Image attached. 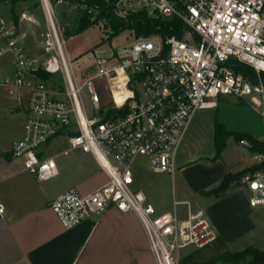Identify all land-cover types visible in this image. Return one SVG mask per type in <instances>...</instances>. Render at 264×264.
Masks as SVG:
<instances>
[{
	"label": "built area",
	"instance_id": "built-area-1",
	"mask_svg": "<svg viewBox=\"0 0 264 264\" xmlns=\"http://www.w3.org/2000/svg\"><path fill=\"white\" fill-rule=\"evenodd\" d=\"M42 1L51 32L39 56L27 53L18 26L0 16V40L5 43L0 69L3 58H13V74L0 76V87L28 98L24 133L12 144L13 158L39 181L52 180L59 174L56 159L44 154L64 136L62 155L91 154L107 173L108 182L93 193L73 188L52 201L50 207L65 229L115 207L139 217L157 264H181L185 252L212 246L219 236L206 212L191 210L187 202V218L181 219L180 203L175 202L174 212L157 213L146 194L135 189V166L144 162L153 173L174 176L191 120L198 111L217 107L220 96L250 103L264 118V0H119L121 17L146 12L154 18H178L189 31L183 39L134 38L115 51L114 65L100 64L80 85L71 74L51 4ZM230 63L252 68L257 81L237 74ZM40 72L61 73L65 89H52ZM98 80L110 90V103L99 95ZM84 91L93 107L90 116ZM254 158L257 164L264 162L262 154ZM241 185L249 192L250 206L264 208V169L246 175Z\"/></svg>",
	"mask_w": 264,
	"mask_h": 264
},
{
	"label": "crops",
	"instance_id": "crops-1",
	"mask_svg": "<svg viewBox=\"0 0 264 264\" xmlns=\"http://www.w3.org/2000/svg\"><path fill=\"white\" fill-rule=\"evenodd\" d=\"M12 74V63L0 69V76ZM27 106L28 98L24 108L26 117ZM257 110L252 111V121L231 115L220 104L198 111L177 154V183L174 176L153 173L144 162H139L135 166V189L146 194L157 213L174 212L175 202L180 203L178 207H186L183 215L178 210L181 219L187 218V202L193 211L204 210L229 248L240 241H246L249 246L264 242L263 232L257 234L264 208L250 206L245 188L233 189L220 199L203 194L216 189L228 173L236 174L257 164L256 154H252L253 164L245 166L228 159L232 137L222 158L212 161L216 152V120L230 132L247 133L264 141ZM24 125L25 122L18 137L7 142L0 139V204L4 207L0 212V264H157L145 228L134 212L111 207L103 215L73 229L63 227L50 207L52 201L73 188L84 195L91 194L108 182V175L93 155L81 151L79 155L73 153L72 157L56 160L58 176L39 181L11 153L13 142L23 136ZM62 139L65 144L62 152L67 147L64 136L55 139L49 148ZM192 252H185V257Z\"/></svg>",
	"mask_w": 264,
	"mask_h": 264
},
{
	"label": "rangeland",
	"instance_id": "rangeland-1",
	"mask_svg": "<svg viewBox=\"0 0 264 264\" xmlns=\"http://www.w3.org/2000/svg\"><path fill=\"white\" fill-rule=\"evenodd\" d=\"M53 10V17L56 25L58 35L63 43V51L68 62L71 74L77 85H80L84 80L94 74L100 64L114 65L116 61L113 58L115 51L122 45L131 43L135 36L132 32L126 31L123 34L108 40L109 33L104 30L103 26H96L83 32L82 34L72 38L66 39L65 31L71 29L73 21L77 19L79 13L74 7H70L67 4L58 2L56 5H51ZM25 14L26 18H22ZM0 16L7 22H13L18 26L20 35L19 39L25 47L28 54L39 56L44 52V42L47 34L51 32L48 23L46 12L43 8L42 0H0ZM15 16L19 17V23L14 22ZM23 20V21H22ZM5 47V43L0 40V48ZM13 60L11 55H7L2 59V67L11 63ZM48 85L52 89H65V81L61 73L54 74L52 78L47 80ZM98 93L105 102H111V93L107 88L106 83L102 80L96 81ZM86 112L90 116L92 114V104L89 97H87V91L82 95ZM123 96L117 93V99L122 101ZM218 104L220 108L228 109L231 115L243 116L248 120H254V114L252 111L256 109L252 104L237 100L233 96H220L218 98ZM27 105L26 94L22 97L18 95H11L9 91L0 87V139L1 141H9L15 136L18 137L20 128L26 120L25 107ZM18 108H20L18 115ZM257 110V109H256ZM260 123L264 129V118L257 110ZM58 140L55 147L52 146L44 154V157H54L57 161L64 160L67 157H72L73 153L80 154L81 151L72 152L69 156L61 154V149L65 147V144ZM231 146L228 150V159L235 164H242L241 166L253 164L252 153L249 148L241 145L234 138L231 142ZM238 168V167H235ZM173 177L171 175H168ZM175 183L179 180L178 167L175 172ZM177 190V199H180L178 193V184L175 187ZM244 188L237 185L234 189ZM186 207L179 206L178 210L181 215L184 214ZM255 216V215H254ZM253 218V217H252ZM254 220V218H253ZM257 234L260 236L264 234V217L261 219ZM250 239V238H248ZM249 244L246 241H240L230 246L229 250L232 252H239L247 248ZM254 246L264 251V242L256 243ZM185 252V251H184ZM183 252V253H184ZM217 251L212 247H208L202 253L203 260L210 259L215 256ZM249 261V260H248ZM248 263V262H247ZM239 263V264H247ZM182 264V261H181Z\"/></svg>",
	"mask_w": 264,
	"mask_h": 264
},
{
	"label": "trees",
	"instance_id": "trees-1",
	"mask_svg": "<svg viewBox=\"0 0 264 264\" xmlns=\"http://www.w3.org/2000/svg\"><path fill=\"white\" fill-rule=\"evenodd\" d=\"M119 0H49L50 4L56 5L58 2L74 7L79 13L77 19L73 21L71 29L65 31L66 39L78 36L90 28L103 26L104 30L109 33L108 40L130 31L135 38L148 37L158 35L164 39L176 37L183 39L189 31L186 26L178 18H154L148 16L146 12H138L128 17H121L116 10V3ZM14 22L19 23V17L15 16ZM237 74H241L252 82L257 81L256 72L243 64L230 63ZM54 74L40 72L39 77L44 81L52 78ZM264 78V76H263ZM234 138L237 142L247 141L249 150L252 154L264 155V141L258 137L247 133H236L228 131L218 120L215 122V156L212 161H218L222 158V154L227 148L230 138ZM264 169V162L253 165L243 171L233 174L228 173L222 180L221 184L204 195L214 196L218 199L226 197L237 185H241L242 179L259 170ZM217 251L216 255L210 259L203 260L202 253L205 249L196 250L187 255L182 260V264H239L248 262L247 264H264V251L256 246H248L242 251L232 252L229 250L224 240L218 237L217 241L212 245ZM207 249V248H206ZM249 260V261H248Z\"/></svg>",
	"mask_w": 264,
	"mask_h": 264
},
{
	"label": "bare ground",
	"instance_id": "bare-ground-1",
	"mask_svg": "<svg viewBox=\"0 0 264 264\" xmlns=\"http://www.w3.org/2000/svg\"><path fill=\"white\" fill-rule=\"evenodd\" d=\"M44 5H45V8L47 9L48 8V3L46 1H45V4ZM51 27H52V25H51Z\"/></svg>",
	"mask_w": 264,
	"mask_h": 264
}]
</instances>
